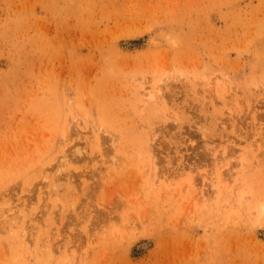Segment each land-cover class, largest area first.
Returning a JSON list of instances; mask_svg holds the SVG:
<instances>
[{"label": "rangeland", "instance_id": "1", "mask_svg": "<svg viewBox=\"0 0 264 264\" xmlns=\"http://www.w3.org/2000/svg\"><path fill=\"white\" fill-rule=\"evenodd\" d=\"M0 264H264V0H0Z\"/></svg>", "mask_w": 264, "mask_h": 264}, {"label": "bare ground", "instance_id": "2", "mask_svg": "<svg viewBox=\"0 0 264 264\" xmlns=\"http://www.w3.org/2000/svg\"><path fill=\"white\" fill-rule=\"evenodd\" d=\"M25 9H26V8H25ZM19 10H20V9H19ZM30 21H31V20H30ZM27 22H28V21H27ZM27 22H26L25 19L19 20V23H20V24H19V27H21L22 24H25V23H27ZM32 23H33V22H32ZM31 25H32V24H31ZM22 26H23V25H22ZM24 27H25V26H24ZM28 27H29V26H28ZM13 28L15 29V28H17V26H16V27L14 26ZM22 28H23V27H22ZM31 28L33 29V26H32ZM14 29H13V30H14ZM20 30H21V28H20ZM20 30H19V31H20ZM23 30H24V28H23ZM23 30H22V31H23ZM30 30H31V29H30ZM33 30H34V29H33ZM33 30H31V31L33 32ZM14 31H15V30H14ZM14 31H13V32H14ZM31 31H30V32H31ZM27 33H28V32H27ZM27 33H26V34H27ZM23 34H25V33H23ZM26 34H25V35H26ZM29 35H30V34H29ZM31 35H32V33H31ZM31 35H30V36H31ZM22 36H23V35H22ZM22 36H21V37H22ZM24 37H25V36H24ZM11 39H12V38H11ZM25 40H27V39H25ZM30 40H31V39H30Z\"/></svg>", "mask_w": 264, "mask_h": 264}]
</instances>
